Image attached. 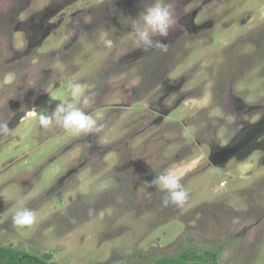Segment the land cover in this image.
Here are the masks:
<instances>
[{
  "label": "rangeland",
  "instance_id": "1",
  "mask_svg": "<svg viewBox=\"0 0 264 264\" xmlns=\"http://www.w3.org/2000/svg\"><path fill=\"white\" fill-rule=\"evenodd\" d=\"M166 52L134 44L149 0H0V245L49 264H152L215 253L264 264V0H168ZM111 39L113 46L105 47ZM102 112L76 136L35 113ZM181 175L183 207L154 177ZM26 206L31 227L12 214Z\"/></svg>",
  "mask_w": 264,
  "mask_h": 264
},
{
  "label": "clouds",
  "instance_id": "2",
  "mask_svg": "<svg viewBox=\"0 0 264 264\" xmlns=\"http://www.w3.org/2000/svg\"><path fill=\"white\" fill-rule=\"evenodd\" d=\"M177 17L173 4L168 0H149L134 25V44L144 52H166L164 43L170 30L176 25ZM105 47L111 48L113 41L104 40ZM70 100L60 102L49 111L35 113L40 128L48 129L52 126L60 127L76 136L98 134L103 128L102 112L95 115L84 111L80 105L93 103V94L79 81L69 84ZM10 132L7 120H0V135L6 136ZM181 175L172 172H162L154 177L149 186H157L162 193L161 203L164 206L173 205L183 207L189 198V193L181 183ZM12 222L17 228L31 227L36 222V213L26 207L17 208L12 214Z\"/></svg>",
  "mask_w": 264,
  "mask_h": 264
},
{
  "label": "trees",
  "instance_id": "3",
  "mask_svg": "<svg viewBox=\"0 0 264 264\" xmlns=\"http://www.w3.org/2000/svg\"><path fill=\"white\" fill-rule=\"evenodd\" d=\"M49 253L38 257L11 246L0 245V264H49ZM152 264H219L215 253L205 251L203 255L182 253L179 257H162Z\"/></svg>",
  "mask_w": 264,
  "mask_h": 264
}]
</instances>
